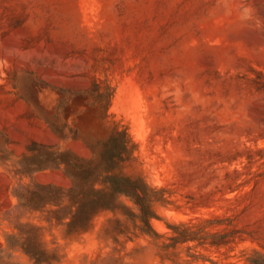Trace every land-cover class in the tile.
Returning a JSON list of instances; mask_svg holds the SVG:
<instances>
[{
  "label": "rangeland",
  "instance_id": "rangeland-1",
  "mask_svg": "<svg viewBox=\"0 0 264 264\" xmlns=\"http://www.w3.org/2000/svg\"><path fill=\"white\" fill-rule=\"evenodd\" d=\"M113 126L135 145L123 171L162 190L156 234L129 225L113 238L118 212L72 235L46 213L19 214L43 226L53 264H249L264 253V0H0V145L11 150L1 255L17 184L71 185L61 169L18 173L27 147L89 158L82 137Z\"/></svg>",
  "mask_w": 264,
  "mask_h": 264
},
{
  "label": "trees",
  "instance_id": "trees-1",
  "mask_svg": "<svg viewBox=\"0 0 264 264\" xmlns=\"http://www.w3.org/2000/svg\"><path fill=\"white\" fill-rule=\"evenodd\" d=\"M82 140L91 152L89 158L70 148L33 142L17 160L20 174L61 169L71 185L63 188L52 183L17 184L13 191L17 204L12 215L16 231L6 235V254H0V264H20L13 259V249L21 251L32 264H53L58 260L56 251L46 246L43 226L18 219L19 214L27 211L46 213V221L63 226L65 235L87 231L93 218L103 211L118 212L125 218L109 221L114 225L107 231L115 239L118 234L127 235L129 225L142 233L156 234L151 221L160 218L154 203L164 201L162 190L142 176L123 171L135 146L126 129L113 126L102 137ZM10 157L11 150L0 145V162ZM3 250L0 248V253ZM249 264H264V253L256 252Z\"/></svg>",
  "mask_w": 264,
  "mask_h": 264
}]
</instances>
